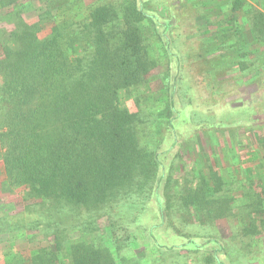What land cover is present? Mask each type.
Listing matches in <instances>:
<instances>
[{
	"label": "trees",
	"instance_id": "trees-1",
	"mask_svg": "<svg viewBox=\"0 0 264 264\" xmlns=\"http://www.w3.org/2000/svg\"><path fill=\"white\" fill-rule=\"evenodd\" d=\"M164 1L171 17L161 22L145 0H103L86 9L81 0H45L46 8L31 18L25 9L31 0H0L1 190H20L23 203L17 207L12 198L5 199L0 234L16 239L36 231L47 242L28 258L10 242L0 249V264H141L143 257L127 249L142 239L169 252L171 260L178 247H165L161 240L174 235L199 251L208 240L222 247L203 235L192 239L171 217L173 210L184 213L194 205L221 215L229 199L207 198L222 185L217 170L211 188L206 183L192 190L161 168L160 136L167 130L176 135L181 125L173 98L174 63L184 64V75L190 69L172 43L173 29L187 31V0ZM243 6L244 0H232V11ZM251 21L263 37L264 13L258 11ZM189 40L197 42L198 51L200 39ZM160 65L166 68L159 90L167 96L156 110L144 94L154 95L148 74ZM199 68L196 83L203 92ZM182 82L179 93L186 92ZM185 108L209 110L195 103ZM222 125L227 127L217 119L194 127L221 130ZM262 193L253 214H264ZM125 210L130 219L121 225ZM158 215L165 226L162 236ZM103 217L109 222L106 232L99 224ZM257 218L245 230H264V215ZM218 253V248L208 253L207 264H226Z\"/></svg>",
	"mask_w": 264,
	"mask_h": 264
},
{
	"label": "rangeland",
	"instance_id": "rangeland-1",
	"mask_svg": "<svg viewBox=\"0 0 264 264\" xmlns=\"http://www.w3.org/2000/svg\"><path fill=\"white\" fill-rule=\"evenodd\" d=\"M145 1L161 18V22L171 17L166 1ZM186 2L187 15L183 21L186 26L184 30L187 31L185 33L173 29L172 43L190 69L184 75V64L176 67L174 63L172 75L176 77V84L173 98L181 114V125L177 124L179 133L176 135L167 130L160 136V139L163 138L161 168L172 176L174 182H178L177 185L183 188L190 185L192 190L206 183L210 186H205L211 188L215 177L213 170H217L222 185L214 193L209 191L207 198L216 202L227 198L229 209L217 215V212L209 214L194 205L192 210L184 213L173 210L171 217L193 236L192 239H200L203 235L204 238L218 240L222 247L208 240L205 248L199 251L193 245L188 246L189 242L185 238L174 235L170 239L161 240L165 247H178L173 251L171 260L169 252L149 245L144 239L129 244L127 250L137 251L143 257L141 264H160L161 261L165 264H207L205 256L215 248H218V255L226 264H264V230L254 233L245 230L253 217L261 218L264 215L251 213L255 209L258 194L264 190V36L260 38L256 34L251 19L258 11L264 13V0H244L243 8L238 12L232 11V0ZM101 3L103 0H81L80 5L86 9ZM181 7L182 4L178 2L176 8ZM45 8V0H31L25 6L26 15L31 18ZM191 38L200 39L198 51L197 42L189 40ZM158 52L155 45L154 56ZM198 66L204 77L203 92L197 89L195 74L199 73ZM165 68V65L156 66L148 74L154 95L144 94V99L156 110L165 105L162 101L167 96V93L159 90ZM182 78L187 83L185 93H179ZM193 103L209 110L185 108ZM243 104L249 106L237 109ZM130 108L136 109V106L131 103ZM213 108L216 109L213 111ZM217 119L226 122L227 127L222 125L224 129L205 131L195 128L200 123ZM145 141L150 142L149 136L145 137ZM4 177L0 162V209L4 208L3 203L7 197L12 198L15 206L21 207L20 190L2 192L1 182ZM158 185L157 190H160L161 184ZM159 195L161 197V190ZM159 195L156 200L161 213ZM129 219L130 213L125 210L119 222L125 225ZM155 219L160 226L157 234L162 236L165 227L162 217L158 215ZM99 222L102 231L106 232L108 218L103 217ZM40 236L36 231H29L16 239L10 234H0V249L13 242L28 258L33 249L47 244Z\"/></svg>",
	"mask_w": 264,
	"mask_h": 264
}]
</instances>
